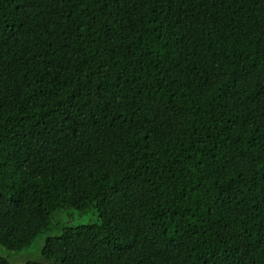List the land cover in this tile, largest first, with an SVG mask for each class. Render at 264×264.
Segmentation results:
<instances>
[{
  "label": "trees",
  "instance_id": "obj_1",
  "mask_svg": "<svg viewBox=\"0 0 264 264\" xmlns=\"http://www.w3.org/2000/svg\"><path fill=\"white\" fill-rule=\"evenodd\" d=\"M63 209L16 264H264V0H0V246Z\"/></svg>",
  "mask_w": 264,
  "mask_h": 264
},
{
  "label": "rangeland",
  "instance_id": "obj_2",
  "mask_svg": "<svg viewBox=\"0 0 264 264\" xmlns=\"http://www.w3.org/2000/svg\"><path fill=\"white\" fill-rule=\"evenodd\" d=\"M54 221L55 225L50 230L40 233L30 247L19 253H14L7 251L0 246V253L10 259L13 264L21 263L29 258L38 259L41 255V247L44 244L46 236L58 234L61 231L60 229L65 225H80L96 222L97 214L93 211L81 214L74 209H63L57 212Z\"/></svg>",
  "mask_w": 264,
  "mask_h": 264
},
{
  "label": "flooded vegetation",
  "instance_id": "obj_3",
  "mask_svg": "<svg viewBox=\"0 0 264 264\" xmlns=\"http://www.w3.org/2000/svg\"><path fill=\"white\" fill-rule=\"evenodd\" d=\"M0 255H2V254L0 253ZM9 260H10V259H9ZM10 264H13L11 260H10Z\"/></svg>",
  "mask_w": 264,
  "mask_h": 264
}]
</instances>
